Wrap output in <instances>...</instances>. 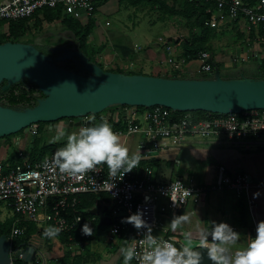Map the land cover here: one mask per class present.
Returning <instances> with one entry per match:
<instances>
[{
	"label": "built area",
	"instance_id": "obj_1",
	"mask_svg": "<svg viewBox=\"0 0 264 264\" xmlns=\"http://www.w3.org/2000/svg\"><path fill=\"white\" fill-rule=\"evenodd\" d=\"M102 0H5L0 1V20L20 21L33 17L44 8L61 7L62 12L73 20L80 22L90 19ZM193 1V0H189ZM209 1V0H204ZM213 5L206 9L208 14L204 25L212 29L220 30L230 23L243 19L247 23V29L256 33V41L260 51H255L252 56L260 55L259 61L264 58V0H214ZM159 41L166 43L162 38ZM168 53L172 50L167 48ZM199 75L212 72V57L208 51L199 53ZM243 59V58H242ZM239 61V57H235ZM172 62V59H168ZM174 68L178 69L177 65ZM131 109V111H130ZM124 121L126 125L118 134L143 133L155 146L159 139H166L173 146H179L187 138L216 139L225 144H237L245 141L246 144H255L264 148V108L243 110L239 113L210 114L203 119H195L190 113L177 114L178 111L155 105L137 111L136 107H123ZM136 113L143 118L145 126L136 123ZM133 117V118H132ZM110 118V117H109ZM97 119L108 121V115H87L82 118L84 124H94ZM113 118V121H116ZM120 119V117H119ZM35 134V129L31 130ZM52 155L44 157L41 161L31 162L26 155L19 150L13 157L0 159V208L16 215V221L10 229L7 238L10 241L9 264L17 261L24 262L22 245L13 247V242L20 237L24 230L17 225L19 222L32 223L38 226L55 225L61 230L59 233L67 234L68 240L74 247L80 249L84 246L81 237L74 238L71 233L80 231L85 222L92 224L98 220L96 215L84 219L75 211L78 197L87 193H107L114 204L109 207L111 218L127 217L137 209L143 211V218L152 229L153 235L170 240L179 246L182 242L176 238L160 235L162 229L161 211L175 213L186 206L197 204L207 193L218 191H231L238 199L246 204L248 213H252L253 202L250 190L254 187L246 173L229 174L227 168L218 164L215 178L208 184L185 181L174 178L165 182L155 181L149 169H142L140 157L132 171L115 177L109 174L106 165H98L94 170L85 173L82 179L61 175L58 171H52L47 163ZM190 190L186 196L184 189ZM115 184V187L111 189ZM111 189V190H110ZM194 196V197H193ZM145 197L148 199L146 200ZM166 200L159 207L158 198ZM74 210L71 216L68 211ZM117 219V218H116ZM128 225L118 223L115 220L107 226V239L115 241L121 234L125 236ZM81 232V231H80ZM143 229L133 232L128 237V242L139 251L142 247L139 241L142 239ZM159 234V235H158ZM33 263V262H32ZM137 264L136 260H133Z\"/></svg>",
	"mask_w": 264,
	"mask_h": 264
},
{
	"label": "crops",
	"instance_id": "obj_2",
	"mask_svg": "<svg viewBox=\"0 0 264 264\" xmlns=\"http://www.w3.org/2000/svg\"><path fill=\"white\" fill-rule=\"evenodd\" d=\"M0 1L2 2L5 0ZM103 2L104 0L98 3L96 11L103 5ZM127 5L129 4L127 3ZM36 16L37 15H35V18ZM35 18H28L29 21L25 24L36 25ZM37 18H40V16L38 15ZM41 20V27L44 28L46 23V28H49V30L50 28L55 29L61 22L56 20L52 23H47L45 20ZM230 27H235L238 31L237 33L243 36L242 42L239 41L240 45H238L237 48L226 47L228 51L223 54L218 52L217 57L215 54L212 55L213 61L215 63L217 62L216 64H218V62L221 63L219 69L225 74L233 71L232 75H235L240 71H244L248 75H256L259 72L260 59V55L256 58L252 56L253 52L257 50L260 51L259 44L256 41V33L247 29V23L243 19L235 23H230L216 31H223ZM137 29L138 27L131 31L138 32L141 30ZM35 34L33 33V35ZM162 34L165 35L164 32ZM124 36L123 33H120L109 37V39L111 40L115 53L132 54L130 58L123 56L129 61V63L123 64V66H131V68L129 67L128 69H135L136 71L149 70L152 74L148 75L154 76L172 77L175 74L182 75L188 73V76L192 77L194 76L192 73V66L194 64L199 66L197 60L196 62L193 60L186 62L184 58H182L180 55V41H175L170 35H165L168 37L166 38V43L155 39V41L152 42V47H150L148 39V47L146 49H140L139 47L135 48L132 40ZM160 37L159 35L158 38ZM46 39L49 40L48 37H44V40ZM53 39L52 41H54ZM168 47L172 50L171 53H168ZM235 57H239L240 60L235 61ZM170 58L172 62L167 61ZM115 60V58L112 60L115 63V68H120L121 66L117 65ZM249 61L250 63H248ZM123 62L126 63V61ZM175 65H177L178 69L174 68ZM182 65H184L183 68ZM104 115H108L109 120L106 122L111 125L114 132L117 133L118 130L124 129L126 121H124L122 109L113 112L109 111ZM115 117L118 118L116 119L117 123L121 122L120 126L117 128L112 125L113 118L115 119ZM133 117L137 118L136 123H138L139 126L144 127L146 125L143 118L139 116V113H136ZM69 121V119H67V121L61 120L54 126L58 138L63 136L66 140L68 134L77 131L75 127L76 124ZM101 121V119H97L94 124ZM80 125H84V123L82 122ZM52 127L53 126H51V128ZM73 128L75 130L71 131L70 129ZM28 132L29 130H25L23 137L17 135L18 139L12 144H9V138H2L0 140V159L13 158L19 150L23 151L22 149L24 148L25 141L28 138L26 136ZM118 135L120 136L121 143L129 149V154L139 151L142 157L140 162L142 169H149L153 174L154 180L158 182L181 178L185 181L208 184L214 180L218 164L224 165L229 174L246 173L254 184V187L250 190V196L253 202L251 214L248 213L246 204L242 199H238L230 191H224L207 193L203 197L200 205H197L198 207L196 209L192 205H189L183 209H179L177 213L169 212V217L171 220L174 215L178 216L184 214L185 211L189 213H194V211H196V213L199 214L204 210L206 211L205 227L208 226L209 221H215L217 223L226 222L241 234V245L247 242L248 237L255 235L257 222L264 221V148L256 146L255 144H246L244 143L245 141H241L237 144H225L216 139H206L205 141V139L201 140L200 138H187L179 146L171 145L166 139H159L157 141V146H155L149 141V138L145 134L140 132ZM196 144L206 145V147L199 148ZM185 146L190 147L191 154L193 158H196L194 159L196 161L193 162L192 160L185 159L181 161L180 164H177V161H180L177 157L179 149ZM8 147H15L13 149L14 155H11L12 153L6 154V152H8ZM257 192L259 195L254 197V193ZM104 205L108 207L105 214L109 215L110 204L108 205L104 202ZM2 210L3 209L0 208V220L3 222L4 220L1 219ZM193 215L191 216L192 223L185 224L176 231L170 229L169 223H167V221L165 222L161 215L162 229L159 234L167 235L183 242V231L201 228L196 224ZM46 226L48 225H36L40 232L31 235L30 242L26 245L33 247L36 254L33 263L27 264H123L122 257L118 255V252L121 246L129 244L128 238H126L124 234H121L115 241L109 242L107 239V227L100 234L98 230H94L91 236H87L86 241L84 239V246L80 249L71 244L65 245L59 235L54 238L44 237L42 232ZM118 241L120 244L114 245V243ZM131 264H134L133 261H131Z\"/></svg>",
	"mask_w": 264,
	"mask_h": 264
},
{
	"label": "water",
	"instance_id": "obj_3",
	"mask_svg": "<svg viewBox=\"0 0 264 264\" xmlns=\"http://www.w3.org/2000/svg\"><path fill=\"white\" fill-rule=\"evenodd\" d=\"M73 34V32L71 31ZM53 31L33 35L30 42L5 41L0 43V91L6 92L20 81L32 84L36 99L31 106H10L0 101V138L28 130L35 123H53L67 118H84L98 115L110 108L122 106L149 108L161 105L172 111H205L210 114L239 113L243 110L264 108V77L243 74H222L215 62L209 74L164 77L148 74H127L103 69L83 52L53 47L50 51L62 53L53 59L38 46ZM170 40V39H168ZM75 56L76 70L62 62ZM108 207L100 197L87 213L96 215L100 225L108 226L113 220L105 212ZM127 224V223H125ZM128 225V238L133 227ZM24 262L32 263L36 251L31 246L23 249ZM10 241L0 235V264H9ZM202 264H210L205 257Z\"/></svg>",
	"mask_w": 264,
	"mask_h": 264
},
{
	"label": "clouds",
	"instance_id": "obj_4",
	"mask_svg": "<svg viewBox=\"0 0 264 264\" xmlns=\"http://www.w3.org/2000/svg\"><path fill=\"white\" fill-rule=\"evenodd\" d=\"M140 157L139 151L129 154V149L121 143L120 136L111 125L101 121L80 125L78 131L68 134L64 144L52 154L47 166L61 175L82 179L85 173L103 164L111 176L119 174L122 178L133 170ZM176 183L184 189L186 196H192L189 189L179 181ZM114 187L113 183L111 189ZM258 195V192L254 193V197ZM193 214L197 215L196 211L174 215L169 222L170 229L176 231L189 224ZM122 222L130 224L137 231L143 229L139 251L131 244L120 247L118 255L122 257L123 264H131L133 260L137 264H202L205 257L210 264H264V221L257 222L255 235L248 237L243 245L241 234L228 223L209 221L207 227L183 231V242L179 246L153 235L141 209L130 213ZM60 230L58 226L48 225L44 227L42 235L54 238ZM80 231L85 236L93 234V228L86 222L81 225Z\"/></svg>",
	"mask_w": 264,
	"mask_h": 264
},
{
	"label": "rangeland",
	"instance_id": "obj_5",
	"mask_svg": "<svg viewBox=\"0 0 264 264\" xmlns=\"http://www.w3.org/2000/svg\"><path fill=\"white\" fill-rule=\"evenodd\" d=\"M165 4L169 7H173L175 9H181L183 6V0H163ZM100 6V5H99ZM164 12H162L160 9H157L153 7L152 5L149 4H140L137 6H129L127 5L126 2H121L119 0H104L103 5L96 11L94 19L96 20L95 26L91 33L87 36L86 38V43L83 45L82 49H84V52L91 58L92 61L98 63L103 69L105 70H122L123 72L126 71H131L133 73H141V74H152L151 71H136L135 69H128L131 66H126L124 67L123 64L129 63L127 58L132 57V54H117L114 52L111 40L109 37L114 36L115 34H120L123 33L126 37H128L130 40H132V43L134 47H139L140 49H146L148 47V39L150 42V47H152V42L155 41V39H158V36L160 35L164 41H166L168 38L165 35H170L175 41H181L186 38H189L191 34L197 32L196 27L194 26V22L191 19H185L179 15H163ZM89 22V19H83L80 20V23L82 24H87ZM46 23L44 28L38 25H29L25 24L24 26V34L22 37L19 38V41L21 42H30L31 38L33 37V33L39 35H43L44 31H50L54 30V28H46ZM141 29L138 32H133L131 30L137 28ZM42 29V30H41ZM137 29V30H138ZM39 30V31H38ZM165 33L163 35L162 33ZM237 29L235 27H230L226 28L223 31H215L213 38L209 40V44L211 46V51H208L210 53H213L211 55H214L217 57V53L221 52L222 54L227 52V48H233V47H238L240 45L239 41L242 42L243 36H240L237 33ZM0 33L2 35H7V26L6 24L2 25L0 28ZM124 36V37H125ZM163 36V37H162ZM55 41H51L50 43H53ZM45 43H49V40H45ZM222 43V44H221ZM147 45V46H146ZM217 46V47H215ZM127 58H125V57ZM116 59L115 62L117 65H120V68H115V63L112 61L113 59ZM126 61L123 62V61ZM197 63L200 62L199 58L193 60L194 62ZM188 62V61H186ZM214 62V61H213ZM193 63V62H192ZM217 63V62H216ZM250 63V61L248 62ZM220 62H218V67L220 66ZM119 67V66H118ZM184 65H182V68ZM198 67L196 64L192 66V73L195 77L199 76V73L197 70H195ZM136 68V67H135ZM195 68V69H194ZM222 74L223 71L221 70ZM233 71H230V73L227 74H232ZM171 74V73H170ZM180 77V76H185L188 77V73H184L182 75L180 74H175L172 77ZM126 107V106H125ZM110 110H104V112H101L103 114H107ZM113 112V111H112ZM62 121H67V118L61 119ZM59 120V121H61ZM71 123L76 124V130L78 131L80 123H82V118H70L69 119ZM58 121L53 122L52 124L50 123H43L39 129L33 128L31 125L29 127V132L26 134L28 137L25 141L24 148L22 149L23 153L28 157L32 149L35 148L36 154L35 159H38L39 156H44L47 154H52L55 152V150L61 146H57L54 150H50L49 145H60L59 143H62V145L65 142V138L62 136L61 138H58V134L56 133V129L54 126H56ZM70 123V124H71ZM39 125H37L38 127ZM51 126H53L51 128ZM35 129L36 133L32 134L31 130ZM71 131H74L75 129H70ZM18 136H24V131L18 132L16 134H12V136H9L8 142L9 144H12L14 141H16ZM6 139V137H4ZM35 138V139H34ZM2 138H0L1 140ZM203 140V138L201 139ZM23 141V140H22ZM21 141V142H22ZM61 141V142H59ZM206 141V139H205ZM199 146V148L206 147V145H201V144H196ZM44 147H47L44 149ZM15 147H8V152L6 154L14 155L13 149ZM44 149V150H43ZM178 159L181 161L185 159L192 160L195 162L196 159L195 157L193 158V155L191 154L190 147H181L179 149ZM206 163V161H205ZM204 164V163H203ZM218 192H224V191H218ZM231 192V191H230ZM233 193V192H232ZM234 194V193H233ZM235 196V195H234ZM203 199V198H202ZM202 199L197 203L193 204L192 206L195 207V209L200 205L202 202ZM166 200L162 197L157 199V203L160 206L165 203ZM198 205V206H197ZM178 211V210H177ZM177 211L175 213H177ZM162 213V219L167 223L170 222V217H169V212L161 211ZM189 213L187 211L184 212ZM11 212H8L7 210L3 209L2 210V216L1 219L5 220L10 217H12ZM194 220L196 224L199 227H205V220H206V211H202L199 214H194L193 215ZM0 223L2 221L0 220ZM21 223V222H19ZM192 223V222H191ZM22 229H24L22 227ZM183 239V238H182ZM120 244V242L114 243V245ZM27 264V263H26Z\"/></svg>",
	"mask_w": 264,
	"mask_h": 264
},
{
	"label": "trees",
	"instance_id": "obj_6",
	"mask_svg": "<svg viewBox=\"0 0 264 264\" xmlns=\"http://www.w3.org/2000/svg\"><path fill=\"white\" fill-rule=\"evenodd\" d=\"M119 1H122V2L126 1L129 5H132V6H137L140 4H149V5H152L153 7L157 8V9H160L162 12H164L163 15H169V16L179 15L185 19H191L194 22V26L196 27L197 32L191 34L189 38H186V39L181 40L179 42L180 43V55L182 56V58H184L185 61H192V60L198 59L199 53L201 51H211V46L209 44V40L211 38H213L214 36H216L214 34L216 29H212L208 26H205L204 21L208 16V14L206 13V9L209 6L213 5L214 0H209L206 2L204 0H193V1L183 0V4H182L183 7L181 9H175L173 7H168L163 0H119ZM39 13L43 17V20H45L47 23H52L56 20L64 21L65 20L64 18L68 17L62 12L61 7H59V6L56 8H44ZM35 15L33 16L34 18H35ZM28 21H29V19H23V20L15 21V22L14 21L0 20V28L2 27V25L6 24L7 25V31H8L7 35H2L0 33V43H3L5 41H12V42L19 41V38L22 37L24 32H25L24 31L25 23H27ZM41 21H42L41 18H37V16H36L35 24L38 25L39 28L41 26ZM73 21H75V25H77L80 28L79 31L76 32V34L79 36L81 47H83V45L86 43L87 36L91 33V31L93 30V28L95 26L96 20L92 17L89 19V22L87 24L79 23L76 20H73ZM211 57H212V55H211ZM212 62H213V59H212ZM110 71H112V70H110ZM114 72H123V71L122 70H114ZM123 73L134 74L130 70L123 72ZM135 73L141 74V73H137V72H135ZM240 74H243V72H240ZM254 77H260V78L264 77V58H262L259 61V72ZM34 88H35V86L30 84V90L26 91L25 89L20 90V88H17L16 85H12L10 87V89L7 91V94H8L7 99L10 103V106H12L15 102H17L21 99H27L26 94L28 92L29 93L32 92L34 90ZM29 106H31V104ZM123 107H125V106H122L120 109H122ZM144 109L145 108L142 106H136L137 111H142ZM109 110L112 112V111H116L119 109L110 108ZM185 113H190L197 120L203 119L206 116L210 115V113L205 112V111H187V112H179L178 111L177 114L183 115ZM42 124H43V122L35 123V124H33L32 127L35 129H38V131L40 132L39 127ZM120 124H121V122L120 123H117L116 121L112 122V125L116 128L119 127ZM37 125H39V126L37 127ZM22 131H24V130L19 131V133ZM9 136H12V135H9ZM9 136H6V138ZM59 144L60 145H57V144L49 145L50 150H54L57 146H62V143H59ZM46 148L47 147H44V149H46ZM34 152H36L35 148L32 149V151L28 155V159L31 162L41 161L44 157L53 154V153L47 154L44 156L41 155V156H39L38 159H35L36 154ZM10 161L13 162V158H10ZM97 197H100L102 199V201L108 205L114 204V201L112 200V198L107 193H98V194L87 193V194L79 195V197H78L79 202L77 204L75 211L77 213H79L80 215H82L84 219L89 218L90 214L87 213V209L94 206ZM73 211L74 210H69L67 215L71 216L74 213ZM15 221H16V215L12 216L8 219H5L2 223H0V235L8 236L10 229L13 226V224L15 223ZM115 222L122 223L119 219H116ZM17 225L21 228L22 227L24 228L23 229L24 233L20 237H18L14 240L13 247H16L20 244L22 245V247H25L30 242L31 235L37 234L40 232V230L36 227V225H34L32 223L21 222V223H17ZM49 225H52V224H49ZM106 227L107 226L100 225L99 219L95 223L92 224L93 231L98 230L99 234ZM58 235L60 236L62 242L65 245H70V242L67 238L68 237L67 234L59 233ZM71 235L75 239L78 237H81L82 240L85 239V241L87 238V236L82 235V233L80 231H77V230L72 232ZM16 264H26V262L17 261Z\"/></svg>",
	"mask_w": 264,
	"mask_h": 264
},
{
	"label": "flooded vegetation",
	"instance_id": "obj_7",
	"mask_svg": "<svg viewBox=\"0 0 264 264\" xmlns=\"http://www.w3.org/2000/svg\"><path fill=\"white\" fill-rule=\"evenodd\" d=\"M64 21H61L57 27H55V31H53V36L55 37L53 40L55 42L53 43H45L44 38L40 40L42 42L41 45L38 46V48L47 56L51 57L53 61L57 56H59L62 52L61 51H50L49 47L52 45L53 47H62L67 48L70 51H81L86 56H88L84 50L81 47L79 36L76 34L77 31H79V27L75 25V21L70 19L69 17H65ZM80 23V22H79ZM39 31V30H38ZM73 32V34L71 33ZM38 34V33H37ZM88 58L91 60V58L88 56ZM76 59L75 56H72V58H65L63 59L64 66L70 70H76L77 64L74 62ZM17 88H20V90L25 89L30 90V84L25 83V81H20L15 84ZM10 89V88H9ZM36 88L32 92H28L26 94L27 99H21L17 102H15L12 106H20V107H27L30 104L33 105L37 98L42 97V95H39V91L37 94L35 93ZM7 91L1 92L0 91V101L6 102L8 105H10L8 99H7Z\"/></svg>",
	"mask_w": 264,
	"mask_h": 264
}]
</instances>
